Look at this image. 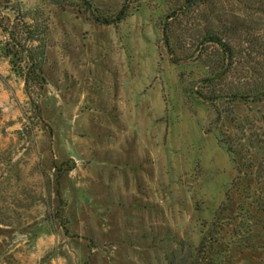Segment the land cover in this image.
<instances>
[{
  "label": "rangeland",
  "instance_id": "1",
  "mask_svg": "<svg viewBox=\"0 0 264 264\" xmlns=\"http://www.w3.org/2000/svg\"><path fill=\"white\" fill-rule=\"evenodd\" d=\"M183 5L0 0V264H264V13Z\"/></svg>",
  "mask_w": 264,
  "mask_h": 264
},
{
  "label": "trees",
  "instance_id": "2",
  "mask_svg": "<svg viewBox=\"0 0 264 264\" xmlns=\"http://www.w3.org/2000/svg\"><path fill=\"white\" fill-rule=\"evenodd\" d=\"M206 1L207 0H184L183 9H188L192 6L202 4ZM255 1H256V5L259 7L258 10L261 11V13H264V0H255ZM240 30H242L243 32H248L246 31L245 28H240ZM223 37L224 35H218L213 32H208L207 34L203 36L202 44L211 42V43L218 45L221 48V51L224 57L229 61V65H232L237 54L233 50V46L229 44V42H227L225 39H223ZM27 39L31 40L33 39V37H27ZM262 45L264 47V41ZM10 55H12V53L8 52L6 56L9 57ZM31 67H32L31 70L27 71V75H26V76L31 77V82H29V78H26L25 87L28 88L30 84H33L41 88L43 85V82L45 81V78L41 74V65L39 62L31 61ZM251 95L254 96L255 98L263 96L264 95V85H259L255 87L254 89H251L246 94L247 97H250ZM187 263H188V259L184 257L183 255L181 256L179 254L173 255V259L170 262V264H187Z\"/></svg>",
  "mask_w": 264,
  "mask_h": 264
}]
</instances>
